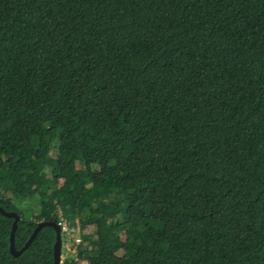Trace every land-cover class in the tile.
I'll use <instances>...</instances> for the list:
<instances>
[{
  "label": "trees",
  "instance_id": "16d2710c",
  "mask_svg": "<svg viewBox=\"0 0 264 264\" xmlns=\"http://www.w3.org/2000/svg\"><path fill=\"white\" fill-rule=\"evenodd\" d=\"M0 207L77 220L61 264H264V0H0Z\"/></svg>",
  "mask_w": 264,
  "mask_h": 264
},
{
  "label": "water",
  "instance_id": "95a60500",
  "mask_svg": "<svg viewBox=\"0 0 264 264\" xmlns=\"http://www.w3.org/2000/svg\"><path fill=\"white\" fill-rule=\"evenodd\" d=\"M0 214L7 218H12V226L9 236V251L10 254L17 258L23 251H25L33 241V239L36 237V235L44 228V227H52L56 234V240L55 244L53 246V259L54 264H61V232L59 226L54 221H46V222H40L37 224L35 229L33 230L32 234L26 241L25 245L20 249L17 250L15 248V233L17 230L18 222L20 220L19 216L14 212H7L2 207H0Z\"/></svg>",
  "mask_w": 264,
  "mask_h": 264
},
{
  "label": "built area",
  "instance_id": "2783aa9c",
  "mask_svg": "<svg viewBox=\"0 0 264 264\" xmlns=\"http://www.w3.org/2000/svg\"><path fill=\"white\" fill-rule=\"evenodd\" d=\"M58 225L61 230V234H65L67 238V242L65 244V251L67 254H74L76 250V246L81 243L82 236L80 233V227L78 221H74L71 223L69 220L65 219L61 215L58 219Z\"/></svg>",
  "mask_w": 264,
  "mask_h": 264
},
{
  "label": "rangeland",
  "instance_id": "374dc122",
  "mask_svg": "<svg viewBox=\"0 0 264 264\" xmlns=\"http://www.w3.org/2000/svg\"><path fill=\"white\" fill-rule=\"evenodd\" d=\"M89 230H92V227H88L87 228V231H89ZM90 232V231H89ZM89 232H87V233H89ZM61 240H62V250H61V252L63 253V256H64V253H65V244H66V240H67V238H66V235L65 234H62V236H61Z\"/></svg>",
  "mask_w": 264,
  "mask_h": 264
},
{
  "label": "clouds",
  "instance_id": "9594fccd",
  "mask_svg": "<svg viewBox=\"0 0 264 264\" xmlns=\"http://www.w3.org/2000/svg\"><path fill=\"white\" fill-rule=\"evenodd\" d=\"M61 215V213L59 212V215H58V219H59V216ZM62 216V215H61ZM63 217V216H62ZM65 218V217H64ZM68 220V219H67ZM76 221V220H75ZM54 222H56V224L58 225V220L57 221H54ZM59 226V225H58ZM60 228V227H59ZM60 232H61V230H60ZM61 236H62V234H61ZM81 236H82V234H81ZM61 250H62V240H61ZM65 255H66V251H65V253H64V256H63V253L61 252V262H62V260L64 259V257H65Z\"/></svg>",
  "mask_w": 264,
  "mask_h": 264
}]
</instances>
